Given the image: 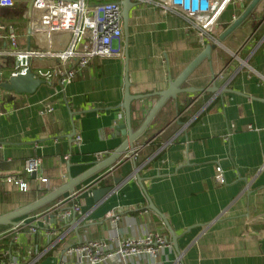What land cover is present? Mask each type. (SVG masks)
Masks as SVG:
<instances>
[{
    "label": "crops",
    "instance_id": "obj_1",
    "mask_svg": "<svg viewBox=\"0 0 264 264\" xmlns=\"http://www.w3.org/2000/svg\"><path fill=\"white\" fill-rule=\"evenodd\" d=\"M250 1L230 0L213 33L203 37L181 17L136 1L129 36L124 32L115 41L123 56L93 58L72 83L63 85L54 77L34 93L5 86L15 58L8 53L7 24L0 23V216L53 192L121 146L127 137L117 126L126 123L121 105L127 69L131 94H153L132 103L137 130L160 98L154 94L178 78ZM16 6L14 12L0 8V13L16 19L28 13L23 0ZM12 24L22 48L59 52L71 38L64 32L30 34L19 21ZM59 64L54 56L31 59L33 70ZM184 85L205 91L169 98L137 141L145 146L135 160L124 153L73 193L13 219L23 226L0 224V264H87L68 248L98 239L113 249L120 240L149 231L165 236L171 246L157 257H112L100 264H177L181 258V264H264V0ZM214 85L218 91H209ZM35 155L43 158L41 169L35 177L24 176L25 160ZM220 172L225 183L216 179ZM10 176L24 177L29 188L21 190L6 180ZM146 192L179 236L180 251L163 219L148 207Z\"/></svg>",
    "mask_w": 264,
    "mask_h": 264
},
{
    "label": "built area",
    "instance_id": "obj_2",
    "mask_svg": "<svg viewBox=\"0 0 264 264\" xmlns=\"http://www.w3.org/2000/svg\"><path fill=\"white\" fill-rule=\"evenodd\" d=\"M149 2L156 5L163 13L175 14L185 20L188 28L198 32L200 36L211 35L215 30L218 16L228 5L230 0H133ZM137 1V2H136ZM29 5L30 10L26 17V28L31 33L64 32L71 35L66 48L59 52L48 50H35L22 48L18 41V31L14 24H7L8 53L15 58L10 76L26 74L31 67V59L35 57L54 56L61 60V64L51 69L33 70L34 76L42 82H48L54 77L60 78L63 85L72 83L79 68L86 67L93 58L123 56L119 48H115V41L124 37V24L122 5L120 0H23ZM17 0H0V8H12ZM21 14V15H22ZM213 38V37H212ZM53 110V107L48 108ZM82 137L77 135L79 143ZM0 144V162H1ZM139 151L134 155H138ZM43 165L41 156H32L25 160L22 174L32 177L37 174ZM264 170V162L262 165ZM220 183H225L223 172L216 175ZM9 182L19 185L26 191L29 186L24 177L10 176ZM47 178H41L46 182ZM78 208L75 207V210ZM70 215L67 212L65 217ZM56 220L61 216L53 215ZM23 226V225H21ZM37 231L31 227V233ZM170 245L168 239L155 231H149L142 237L125 238L110 249L103 240L86 239L79 244L68 248L69 254H77L82 262L87 264H100L106 260L117 257L128 259L131 256L149 254L157 257L159 252ZM177 264H181L180 261Z\"/></svg>",
    "mask_w": 264,
    "mask_h": 264
},
{
    "label": "water",
    "instance_id": "obj_3",
    "mask_svg": "<svg viewBox=\"0 0 264 264\" xmlns=\"http://www.w3.org/2000/svg\"><path fill=\"white\" fill-rule=\"evenodd\" d=\"M263 0H251L249 4L245 7L244 11L238 16L215 40V42L208 44L206 48L185 68V70L180 74L178 78L175 80H172L169 82L168 87L165 90H162L160 92H157L154 95L160 96L159 100L154 104V106L151 108L147 116L142 121L140 127L137 130H133L132 128V112H133V106L132 103L135 100L143 99L146 97H151L153 94L149 95H133L130 92V81H129V73L128 69L126 72V79H125V98L123 101V104L121 105L126 110V123L117 126L119 130H122V135H125L127 138L124 140V142L121 144L117 150L111 154V156L99 163H97L93 168L88 170L87 172L83 173L82 175L78 177H70L69 181L66 182L64 185L59 187L58 189L54 190L53 192H50L40 199L36 200L35 202L28 204L27 206H24L23 208L16 210L14 212H11L9 214L0 216V224H13L14 226L17 225H24L25 222H15L13 219L21 217L25 214H28L29 212L38 209L39 207H42L49 202L53 201L60 195L64 194L65 192H74L75 186L79 183L83 182L86 178H88L90 175L95 174L112 164H114L116 161L119 160L122 154L124 153H130V157L134 160L136 159V155H134L136 152L140 151L144 148V144L137 145V141L139 138L144 134L150 123L153 121L155 116L157 115V112L162 108V106L165 104V102L169 98H177V96L180 93L183 92H203L205 91V88H195V87H187L185 86L186 80L189 78V76L192 74V72L199 66L200 63H202L207 58H210L212 56L213 50H215L218 45H220L226 37H228L230 34H232L249 16L253 14V12L259 7ZM120 3L122 5V17H123V24H124V32L126 36H129V25H130V15L133 10V8L136 6V3L133 0H120ZM32 2L29 5V10L31 8ZM215 78V76H214ZM42 81L34 76V72L32 71V68H29L27 70L26 74H19L16 76H9L5 82V86L9 90H13L17 93H34L38 87L41 85ZM219 87L214 85V87H210L209 91L216 92L218 91ZM194 90V91H191ZM76 134V129L74 128V132L72 136ZM136 164V163H135ZM137 167V166H136ZM36 174H33L35 177ZM137 178L139 179L140 184L142 185L143 189L145 190V187L143 185L142 178L139 174H135ZM123 179L116 180V183L119 184L122 182ZM113 189V187H106L104 188L105 194L110 193V191ZM101 191V192H104ZM146 191V190H145ZM99 190H95V195L97 196ZM147 194V192H146ZM103 196V194H102ZM148 196V194H147ZM149 200V208L156 211L160 217L163 219L164 223L166 224L167 228L169 229L171 236H172V244L175 246V248L179 250L178 247V235L175 233L174 229L171 227L169 221L167 220L166 216L155 206L151 198L148 196ZM54 218V216H53ZM64 218H60V220H63ZM76 217H73V222H76ZM72 222V223H73ZM180 262L182 261V258L179 259ZM183 264V263H182Z\"/></svg>",
    "mask_w": 264,
    "mask_h": 264
},
{
    "label": "rangeland",
    "instance_id": "obj_4",
    "mask_svg": "<svg viewBox=\"0 0 264 264\" xmlns=\"http://www.w3.org/2000/svg\"><path fill=\"white\" fill-rule=\"evenodd\" d=\"M28 4H29V2H28ZM26 9H28V6H27V8ZM27 14V13H26ZM0 23L1 24H8V23H15L16 21H19V24H17L18 26H21V28H26V17H23V16H20L18 19H16V17L15 16H11V17H4V15H2L1 13H0ZM18 34H19V32H18Z\"/></svg>",
    "mask_w": 264,
    "mask_h": 264
},
{
    "label": "trees",
    "instance_id": "obj_5",
    "mask_svg": "<svg viewBox=\"0 0 264 264\" xmlns=\"http://www.w3.org/2000/svg\"><path fill=\"white\" fill-rule=\"evenodd\" d=\"M5 9H6V8H5ZM16 10H17V6L6 9V12H14V11H16ZM256 10H257V9H256ZM256 10H255V11H256ZM255 11H254V12H255ZM254 12H253V13H254ZM252 15H253V14H252ZM249 17H250V16H249ZM249 17H248V18H249ZM6 27H7V26H6Z\"/></svg>",
    "mask_w": 264,
    "mask_h": 264
}]
</instances>
